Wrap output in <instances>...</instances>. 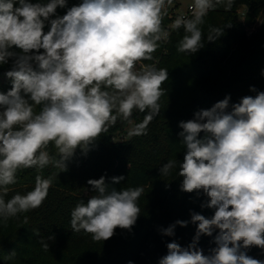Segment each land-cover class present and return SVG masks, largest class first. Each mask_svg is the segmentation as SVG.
Masks as SVG:
<instances>
[{"label": "clouds", "instance_id": "clouds-1", "mask_svg": "<svg viewBox=\"0 0 264 264\" xmlns=\"http://www.w3.org/2000/svg\"><path fill=\"white\" fill-rule=\"evenodd\" d=\"M233 3L193 0L191 18L180 15L165 29L162 22L173 0H83L52 19L45 34L44 22L58 6L65 7L66 0L46 5L19 0L16 8L14 0H0V64L14 58L6 73L13 78L12 87L0 93V218L7 221L39 208L52 186L51 177L37 175L32 191L6 201L19 169H43L51 163L67 171L66 162L78 147L86 154L118 118L131 123L134 109L146 115L128 136L147 135L148 125L161 111L158 101L168 70L141 62L153 60L170 30L180 28L185 34L177 51L195 54L204 46L201 26L208 12L218 6L231 10ZM225 27L231 24L210 26L207 41L217 40ZM13 46L22 51H9ZM230 99L226 96L210 109L197 111L194 119L180 122L183 161L169 160L160 168L161 176H168L178 165L181 190L203 192L208 200L201 207L215 211L211 218L193 212V242L187 247L168 243L159 264H264L245 251L252 246L264 249V92L243 97L227 111ZM34 106H40L38 113ZM49 144H54L59 159L49 155ZM124 179L112 177V182ZM88 184L96 194L71 211V229L83 230L95 241L108 240L117 227L131 230L140 215L137 201L143 187L117 191L103 176ZM187 224L177 220L160 231L173 236L176 225ZM217 229L216 247L204 255L197 243L201 235L212 236Z\"/></svg>", "mask_w": 264, "mask_h": 264}, {"label": "trees", "instance_id": "trees-1", "mask_svg": "<svg viewBox=\"0 0 264 264\" xmlns=\"http://www.w3.org/2000/svg\"><path fill=\"white\" fill-rule=\"evenodd\" d=\"M30 3L47 4L50 0H28ZM83 0H66L65 7H57L54 15L44 22L45 34L50 21L62 17L72 6ZM179 5V0H173ZM174 3V4H175ZM173 5V4H172ZM168 6L162 27L170 29L173 21ZM14 0V8L19 7ZM169 9V11H168ZM201 26L204 46L195 54L177 51L184 36V29L170 30L167 42L152 54L153 60L142 61L155 64L158 69L168 70V80L158 101L160 113L148 125L147 135L129 137L128 132L143 121L146 112L133 110L131 123L118 118L108 133L101 134L89 146L85 154L77 148L67 163V171L49 164L43 169H19L16 183L8 186L5 200L15 194L32 191L35 178H52L47 198L39 208L18 214L7 221L0 218V264H159L167 255L166 245L172 241L181 247L193 242L197 225L191 222L193 212L211 218L214 209L201 207L208 197L200 192L181 190L182 178L177 175V165L170 175L161 176L160 168L169 160L183 161L185 147L179 135L183 129L180 122L194 119L200 110L210 109L215 103L230 96L229 108L243 97H255L264 92V0H234L231 10L218 6L210 10ZM224 28V34L215 41H207L209 27ZM20 53L13 46L8 49ZM43 53V49L40 50ZM14 58L0 64V93L6 94L12 87L13 78L6 73L12 69ZM34 69L38 66L33 64ZM140 64H137L139 70ZM251 87L257 90L253 92ZM24 95L29 103L30 95ZM3 109L0 108V111ZM40 106H34L39 112ZM201 132L198 138L202 139ZM53 159H59L54 144L46 149ZM105 177V183L117 191L125 188L143 187L138 198L140 215L135 225L128 229L117 227L114 235L105 241H95L91 234L71 229V211L96 193L88 184L90 179ZM124 176L118 184L112 177ZM27 217L28 222H24ZM177 220L188 221L186 227L176 225L173 236L163 235L165 229ZM201 235L197 247L204 255H210L216 247L214 237ZM54 237V239H48ZM48 244V249L43 247Z\"/></svg>", "mask_w": 264, "mask_h": 264}, {"label": "built area", "instance_id": "built-area-1", "mask_svg": "<svg viewBox=\"0 0 264 264\" xmlns=\"http://www.w3.org/2000/svg\"><path fill=\"white\" fill-rule=\"evenodd\" d=\"M192 3H193V0H190L186 7H182L181 3H179L177 8H172L170 9V11L168 9L170 14H172L171 16L173 17V22L180 15H183L186 18H191V7L190 6L192 5ZM245 251L248 256L254 259L260 260V261H264V249H261L256 246H252Z\"/></svg>", "mask_w": 264, "mask_h": 264}, {"label": "rangeland", "instance_id": "rangeland-1", "mask_svg": "<svg viewBox=\"0 0 264 264\" xmlns=\"http://www.w3.org/2000/svg\"><path fill=\"white\" fill-rule=\"evenodd\" d=\"M189 1H190V0H179V3H181L182 7H186L187 4L189 3ZM174 3H175V2H173L172 7H173V8H177V7H178V4H177V3L174 4ZM172 23H173V21L170 22L169 25H171Z\"/></svg>", "mask_w": 264, "mask_h": 264}]
</instances>
